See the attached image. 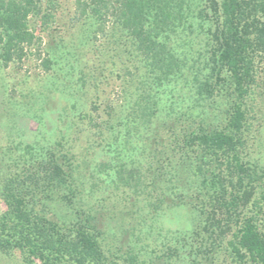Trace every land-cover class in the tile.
Instances as JSON below:
<instances>
[{
  "label": "trees",
  "instance_id": "1",
  "mask_svg": "<svg viewBox=\"0 0 264 264\" xmlns=\"http://www.w3.org/2000/svg\"><path fill=\"white\" fill-rule=\"evenodd\" d=\"M50 3L0 0V61L39 57L61 104L50 121L28 106L13 113L37 127L11 141L23 166L0 179V250L19 248L38 264H110L102 243L110 236L127 264H207L214 242L232 232L233 258L264 264V164L245 152L264 63V0H75L81 36L47 50L31 21L46 18ZM101 40L119 60L123 100L89 136L79 114L93 57L80 44ZM186 122L196 127L175 144L199 147L191 178L160 146L162 130ZM121 189L134 200L125 219L106 208ZM48 202L64 205L65 217L50 215ZM183 206L192 228L160 224Z\"/></svg>",
  "mask_w": 264,
  "mask_h": 264
},
{
  "label": "rangeland",
  "instance_id": "2",
  "mask_svg": "<svg viewBox=\"0 0 264 264\" xmlns=\"http://www.w3.org/2000/svg\"><path fill=\"white\" fill-rule=\"evenodd\" d=\"M74 2L75 0H51L50 4L52 10L50 8L51 11L48 16H46V18L40 16L32 19L31 24L35 26L38 32L37 34L42 38L43 46H45L47 50H50L49 47H52L49 44L51 42L60 44V40L63 38V43H66L68 46L71 45V42L75 40L77 36H81V29H84L83 26L80 24L74 25ZM104 42L105 40H101L95 43V45L88 42L80 44L82 48L80 50L87 55V59H89L90 56L93 57V63L90 62V69H86L90 74L87 75L86 88L82 90L83 95L80 97L82 113L79 114L82 119L80 120V127L88 128L87 133H89V136L94 132H98L99 128L97 127H103L106 124L102 121L108 118V114L113 108L117 111L119 109L118 106L123 100L120 88L121 81L118 77L120 67L118 63L119 60H117L114 48ZM106 47L109 48L108 51ZM108 53H110L109 58L106 57ZM42 56L46 57L43 51ZM93 64L94 68H92ZM258 65V86L256 87V94L249 102L250 110L247 116L245 132L247 142L245 152L248 154L247 158L256 163L264 164V63H259ZM41 68H43L41 59L34 55H30L23 62H12L7 66L3 65L0 61V179H3L9 172H19L20 168L23 166L19 161V152L15 149L12 150V139H19V136H22V134L32 133L37 127V123L34 120L27 119L26 121L24 117H19L18 123H15L16 120L14 119L13 113L23 112V110L25 112L27 110L25 106H28L30 112L35 111L38 115L44 112L46 114L44 117L45 120L47 119L46 121H50L56 118L55 110L61 106L58 94L56 93L53 95L49 92L48 86L46 85L48 79ZM226 100L225 97L224 101L226 102ZM94 103L99 106V110L97 112H90V107ZM20 105L24 108L21 109ZM223 105L226 106L225 103ZM221 109L224 110L225 108L221 107ZM28 110L26 112H28ZM88 112L92 113L93 117L99 115V119L89 122L87 117ZM84 114L87 115L85 116ZM223 116L224 112H222L220 118L222 121L224 120L222 119ZM100 120L102 124L99 123ZM211 121L213 122L214 120ZM13 125L19 128L18 132H10L11 130L9 128ZM195 127V124L189 122H186L184 126L176 124L174 129L162 130L161 134L160 146L162 149L168 150L166 156L168 155L167 157L171 159L173 164L180 162L181 165H184L183 173L186 178H191L194 173L196 153L199 152V147H183L182 138L179 140L178 144H175V141L178 140L180 135L184 134L185 131L188 132V129H193ZM183 154L184 156L186 154V158L182 159ZM18 161L19 164L16 166ZM165 179L168 180L167 177H165ZM165 183L163 182V185H166ZM160 184H162V182ZM116 194V196L114 195L112 197L113 200L106 202V208L109 209V212L110 210H114L113 212L117 210L119 213L118 215L125 219L127 217V211L133 208L132 202L134 200H132V194H130V191L127 189H121L117 191ZM98 197L99 195L96 196V198ZM96 198L93 199L92 202L96 201ZM47 204L48 208L52 209L50 215L60 220L65 217L66 208L64 205H61L59 202L53 204L48 202ZM6 207L5 202L0 198V213L3 212ZM38 208H40V205ZM187 211L188 206L177 208L174 211H168L164 216L160 217L162 218V222H159H161L160 224L165 226V228H192L193 214L189 215V220L182 218ZM180 218L183 219V221L181 220L182 222ZM103 238L102 243L106 246V250L110 256V264H127L123 261V256L121 257L120 253L116 251V240L110 236ZM231 238L232 232H229L214 242L215 248L212 253L213 257L207 264H240V262L236 261L230 254L228 241ZM208 242H210V240ZM210 244L212 245L213 241ZM38 263V260H35L29 255L27 256V254L19 248L14 247L8 251L0 250V264ZM246 264L254 263L247 261Z\"/></svg>",
  "mask_w": 264,
  "mask_h": 264
}]
</instances>
